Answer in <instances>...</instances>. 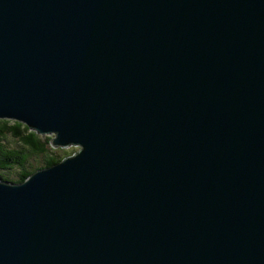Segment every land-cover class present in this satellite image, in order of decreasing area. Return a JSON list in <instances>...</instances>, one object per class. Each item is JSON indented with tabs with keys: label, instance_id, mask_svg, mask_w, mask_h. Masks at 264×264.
Listing matches in <instances>:
<instances>
[{
	"label": "water",
	"instance_id": "obj_1",
	"mask_svg": "<svg viewBox=\"0 0 264 264\" xmlns=\"http://www.w3.org/2000/svg\"><path fill=\"white\" fill-rule=\"evenodd\" d=\"M0 118V264H264V0H0Z\"/></svg>",
	"mask_w": 264,
	"mask_h": 264
},
{
	"label": "trees",
	"instance_id": "obj_2",
	"mask_svg": "<svg viewBox=\"0 0 264 264\" xmlns=\"http://www.w3.org/2000/svg\"><path fill=\"white\" fill-rule=\"evenodd\" d=\"M9 132L12 133L14 138L22 141L21 145H23V149L10 146L8 137H6ZM51 139L50 136L42 137L36 131L31 130L25 123L0 118V170L7 171L14 166H18L20 171L17 173L18 177L15 180L21 182L37 169L34 166L28 165L31 155H43L44 162L41 163V167L43 165L45 167L51 166L60 162L67 156L61 157L55 151L51 150ZM9 172L2 173L1 171V179H10L8 177Z\"/></svg>",
	"mask_w": 264,
	"mask_h": 264
},
{
	"label": "rangeland",
	"instance_id": "obj_3",
	"mask_svg": "<svg viewBox=\"0 0 264 264\" xmlns=\"http://www.w3.org/2000/svg\"><path fill=\"white\" fill-rule=\"evenodd\" d=\"M9 120H11V119H9ZM11 121H14V120H11ZM42 137H46V136H50V138H54L55 136H56V134L55 133H53V134H50V135H42V134H40ZM6 137H8V140H9V144H10V146H12V147H16L17 149H23V145H21V143H22V141L21 140H19V139H16V138H14V136L12 135V133L11 132H9L8 134H7V136ZM50 148H51V150H53V151H55V153H57V154H59L61 157H63V156H69V155H73L74 153H76L79 149H80V147L79 146H76V145H70V146H68V147H65V148H60V147H53V146H51V144H50ZM44 162V157H43V155H40V154H34V155H31L30 156V158H29V162H28V165L29 166H34L35 168H37L36 170H38V169H40V168H45V165H43L42 167H41V163H43ZM40 165V166H39ZM37 166V167H36ZM39 167V168H38ZM48 167V166H47ZM35 170V171H36ZM2 171V173H5V172H8V171H10L9 172V178L10 179H8V178H6L8 181H10V182H13V183H15V182H18V183H21V182H23V181H25L26 179H24L23 181H21V182H19V181H17V180H15V179H17V173L20 171L19 169H18V166H14V167H12L10 170H0V172ZM34 171V172H35ZM33 172V173H34ZM13 177V178H12ZM1 178V177H0ZM6 181V180H5Z\"/></svg>",
	"mask_w": 264,
	"mask_h": 264
},
{
	"label": "bare ground",
	"instance_id": "obj_4",
	"mask_svg": "<svg viewBox=\"0 0 264 264\" xmlns=\"http://www.w3.org/2000/svg\"><path fill=\"white\" fill-rule=\"evenodd\" d=\"M11 120H13V119H11ZM23 123H24V122H23ZM28 127H29V126H28ZM29 128H30V127H29ZM30 129L36 131L34 128H30ZM39 134H42V135H50V134H53V133H39ZM51 140H52V139H51ZM71 145H74V144H71ZM69 146H70V145H69ZM76 146H77V145H76ZM56 147L65 148V147H61V145H58V146H56ZM67 147H68V146H67ZM78 151H79V150H78ZM78 151H77V152H78ZM77 152H76V153H77ZM76 153H74V154H76ZM74 154H73V155H74ZM73 155H69V156H73ZM67 157H68V156H67ZM65 158H66V157H65ZM61 161H62V160H61ZM57 163H59V162H57ZM48 167H50V166H48ZM45 168H47V167H45ZM40 169H42V168H40ZM36 171H37V170H36ZM29 176H30V175H29ZM29 176H28V177H29ZM28 177H27V178H28ZM27 178H26V179H27ZM0 180H2V179L0 178ZM3 181H5V180H3ZM6 181H8V180H6ZM9 182H10V181H9ZM15 183H18V182H15Z\"/></svg>",
	"mask_w": 264,
	"mask_h": 264
}]
</instances>
